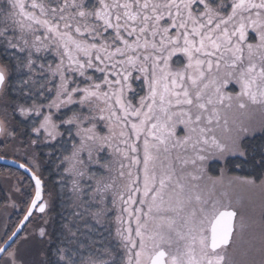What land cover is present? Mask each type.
I'll return each mask as SVG.
<instances>
[{
    "label": "snow or ice",
    "instance_id": "6c2138e0",
    "mask_svg": "<svg viewBox=\"0 0 264 264\" xmlns=\"http://www.w3.org/2000/svg\"><path fill=\"white\" fill-rule=\"evenodd\" d=\"M0 48L14 121L0 119V159L11 149L34 181L22 216L0 227V264H30L32 250L39 264H235L245 218L205 178L247 155L249 129L230 128V113L264 107V0H0ZM56 145L74 193L95 181L97 223L119 199L118 245L85 256L74 225L57 226L56 195L20 163L39 169L41 147ZM251 163L264 173V151Z\"/></svg>",
    "mask_w": 264,
    "mask_h": 264
},
{
    "label": "rangeland",
    "instance_id": "374dc122",
    "mask_svg": "<svg viewBox=\"0 0 264 264\" xmlns=\"http://www.w3.org/2000/svg\"><path fill=\"white\" fill-rule=\"evenodd\" d=\"M134 75H136V73H134ZM138 83V81L134 82L133 87L136 88ZM140 94L143 95V93ZM13 96H15V93H13ZM5 103L6 102H3V100H0V119H5L4 113H2L6 106ZM9 103H11L10 100ZM9 111L10 117H8L7 120L9 122H14L12 120V109L10 108ZM16 119L19 120L23 118L17 113ZM233 120L236 121V125L242 124L249 129L247 134L241 133V135H244L245 137L262 132L264 131V107L259 105H249L246 110H233V112L230 113V128L236 127V125L232 123ZM227 135L228 134L226 133L222 137L225 142H227ZM121 147H123V145H121ZM41 148L42 150L45 149L47 151L50 160L48 161L51 165L50 171L54 172L55 179H57L60 184L66 183L68 186H66L65 190H68L67 187H69V191L74 193L72 190V178L63 171V168L58 167L60 160L62 159L61 154L63 153V155H67V152H64L60 145H56L55 149L44 146ZM0 154L4 156L5 152L0 150ZM105 156L107 157L108 153H105ZM238 156L240 155H228L226 160L213 164L205 180L208 182L209 187L213 186L211 181H215V194L220 196L227 193L228 197L233 200L239 212L245 218L247 227L237 243L229 249V254L233 257L235 264H264V251H262V249H264V176L260 180H255L252 177L239 174L237 168L232 172L228 171V168L225 167L226 161L229 159L233 160ZM6 157L19 158V156L11 149H8V155ZM120 162L121 158L115 153H112L110 159L112 172L103 175V179L106 182H111V178L116 177ZM123 162L127 164V161ZM6 167L13 168L10 166ZM29 167H32V170L38 174L40 173L43 177L40 169L33 167L31 163H29ZM16 170L20 174L26 175L22 171L18 169ZM92 170L96 171L97 166H93ZM125 171H127V169H125ZM133 171H135V169H133ZM22 175L16 173L10 175V173H5L0 176V198L1 192H3L4 198L0 204V227H3L5 223H13V220L9 219L12 211H14L18 217L23 214L24 204L22 206L20 203V193L15 191L16 188H19L20 192L24 190V187H22L21 184L24 181V176L22 177ZM208 177L211 178V181L208 180ZM97 178H100V176L98 175ZM247 180H255V183H246L245 181ZM116 182L117 185H120L124 181L117 179ZM88 184L94 185L95 181L89 180L88 177L85 176L80 184L82 191L74 193L73 201L70 202L69 200H66L67 204L62 208V215L64 217L62 223H70L71 225H74L73 231L76 232V236L71 237V239L75 241L73 246L77 247L81 244L84 245L85 248L83 249V252L85 256L88 255L90 248H99L102 243L105 246L110 247L118 245L119 240L115 234L118 225L115 217L119 214V209L122 207L119 199H117L115 207L109 202L107 205L110 209L108 216L105 217L101 223H97L90 214V212L96 210L95 207H92L89 211L90 205L94 204L95 201L90 199L91 190L87 187ZM32 188L30 194L34 193V187ZM45 198H47L46 191ZM74 213H79L80 215L77 216L74 215ZM66 218L69 221H67ZM14 219H16V216ZM127 219V215L125 214V221H127ZM25 258L30 264H39V258L41 257L36 250H32Z\"/></svg>",
    "mask_w": 264,
    "mask_h": 264
},
{
    "label": "trees",
    "instance_id": "16d2710c",
    "mask_svg": "<svg viewBox=\"0 0 264 264\" xmlns=\"http://www.w3.org/2000/svg\"><path fill=\"white\" fill-rule=\"evenodd\" d=\"M3 55H5L3 48H0V56H3ZM3 102H6L5 105L10 104L9 100H3ZM10 108H11L10 106L7 107V112L2 111V113H4L5 118L10 117L9 116ZM243 145H244L245 151L247 152V155L242 158L238 156V157H235L233 160L229 159L228 161H226L225 167H227L228 171H231V172L235 168H237L239 174L243 176L252 177L255 180L262 179L264 176V173H262L259 168L254 167L251 161L253 157H255V159L258 161L260 158V153L264 151V131L255 133L248 137H245L243 140ZM39 151L41 152V155L38 160V162L40 163L39 169H40L41 174L43 175V177L41 176V178H43V180L45 181V191L47 193L49 191H52L56 195L55 208H54L53 215L55 217L57 226H59L60 224H62V220L64 218L62 215V208L64 207V205L67 204L66 200H69L70 202L73 201L74 193L69 191V187H67L68 190H65L66 186H68L66 185V183L60 184V182H58V180L55 179L54 172L50 171L51 165L49 163L50 160H49L47 151L45 149L42 150V148ZM21 160L29 164V161L24 160V159H21ZM237 165H239V167H237ZM5 173H10V175L13 173L22 175L16 169L9 168V167H6L0 164V176ZM23 176H24V181L21 184H22V187H24V190L20 192V195H19L20 203L22 204V206H23V201L29 198L30 190L33 189L32 188L33 185H32L30 178L26 175H22V177ZM2 199H4L3 192H1L0 204L3 201ZM15 216H16V219H14ZM17 218H18V215L15 214L14 211H12L9 219L10 220L12 219L14 223L17 220ZM66 220L69 221L67 218ZM40 259L41 258H39V262H40Z\"/></svg>",
    "mask_w": 264,
    "mask_h": 264
},
{
    "label": "water",
    "instance_id": "95a60500",
    "mask_svg": "<svg viewBox=\"0 0 264 264\" xmlns=\"http://www.w3.org/2000/svg\"><path fill=\"white\" fill-rule=\"evenodd\" d=\"M2 138L3 137H0V140H2ZM0 156H3V155H0ZM15 160H17V158L6 157L4 159H0V164L13 167V168L18 169V170L22 171L23 173H25L30 178L31 182L33 183V187H34V181L31 179V173H29L28 171H26L23 168H19L18 165L16 163H14ZM20 163H24V162L22 160H20ZM32 171H34V170H32ZM37 175H40V173L39 174L37 173Z\"/></svg>",
    "mask_w": 264,
    "mask_h": 264
},
{
    "label": "flooded vegetation",
    "instance_id": "af4514ba",
    "mask_svg": "<svg viewBox=\"0 0 264 264\" xmlns=\"http://www.w3.org/2000/svg\"><path fill=\"white\" fill-rule=\"evenodd\" d=\"M1 155V154H0ZM23 161V160H22Z\"/></svg>",
    "mask_w": 264,
    "mask_h": 264
}]
</instances>
